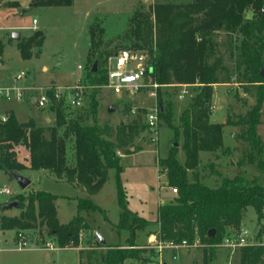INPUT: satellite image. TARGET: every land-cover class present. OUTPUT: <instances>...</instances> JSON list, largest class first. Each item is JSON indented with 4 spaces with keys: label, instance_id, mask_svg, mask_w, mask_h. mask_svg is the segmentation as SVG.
<instances>
[{
    "label": "trees",
    "instance_id": "trees-1",
    "mask_svg": "<svg viewBox=\"0 0 264 264\" xmlns=\"http://www.w3.org/2000/svg\"><path fill=\"white\" fill-rule=\"evenodd\" d=\"M71 4L72 0H32L29 6L62 7ZM246 10L251 12V18L243 17ZM163 14L168 15L167 21L165 25L158 26L156 32L153 19L159 22ZM218 31H224L230 39L235 36L236 43L233 45L230 42V55L233 51L236 54L235 68L226 66L217 52L213 36ZM94 37V30L90 28L86 53L88 66L84 74L90 83L79 81L90 89L102 80L98 77V68L95 72L91 71L94 61L98 63L101 58ZM124 39L134 42L131 47L122 49L147 53L150 66L146 68L145 81L160 85L156 90L159 122L174 132L173 143L166 157L158 158L156 165L164 176L163 185L176 190L175 198L174 202L158 206L156 228L149 235L155 233L158 240L174 244L183 241L193 244L197 241L205 246L203 261H210L222 239L238 231L242 211L246 207L254 209L258 225L264 219V185L240 173L223 177L218 186L210 187L200 180L198 173L201 153H215L224 148V125L240 126V137L247 144L236 163L237 168L255 165L264 171V159L261 158L264 145L256 130L264 106V79L260 77V68L264 67V0H191L185 6L156 4L150 13L137 9L128 20ZM42 42L39 30L20 38L16 42L20 58L37 57ZM2 51L0 41V58ZM115 52L106 53L102 62L105 64L106 58ZM233 73H238L239 80L236 82L239 84L258 86L255 103L246 116L235 122L227 116L224 123H213L210 121L212 86L230 83ZM103 81L106 83V69ZM173 83L197 87L196 91H193L194 87L189 89L190 101L181 112L177 126L172 123V104L163 101L159 91L161 86ZM95 107L92 96L90 108L94 111ZM48 108L55 119V125L50 129L37 126L32 119L19 122L11 111L5 113L6 122L0 124V171L9 178L26 168L44 169L53 173L55 179L94 195L103 187L108 169L116 170L117 175L121 171L119 150L126 148L128 151L139 129L148 132L144 121L140 124L135 120L129 124L120 123L113 133L108 127H99L95 122L83 125L79 117H68L61 101L53 100ZM179 135L184 156L182 164L177 161V146H174ZM68 143H71L73 150L71 163L66 156ZM19 146L27 149L28 165L16 159L17 151L14 148ZM56 198L44 191L16 195L14 200L17 201L19 214L1 216L0 229H14L16 233H22L44 228L55 239L58 248L77 247L79 234L89 232L91 228L78 213L99 211L105 216L104 211L90 199L77 198V214L61 224L56 216ZM116 202L119 216L115 229L118 233L127 232L125 246H103L99 243L88 250L80 249V264H125L131 259L146 264L140 255L144 249L136 248L135 235L148 222L127 208L126 194L118 178ZM212 230L213 235L209 234ZM258 232L259 235L264 233L261 226ZM256 240L260 242L257 237ZM98 247H105V250L97 252ZM238 264H264V244L240 248Z\"/></svg>",
    "mask_w": 264,
    "mask_h": 264
},
{
    "label": "rangeland",
    "instance_id": "rangeland-1",
    "mask_svg": "<svg viewBox=\"0 0 264 264\" xmlns=\"http://www.w3.org/2000/svg\"><path fill=\"white\" fill-rule=\"evenodd\" d=\"M190 2L191 0H72L70 6L29 7L25 0H21L22 10L17 8L18 4L14 0H4L3 2L0 0V6L11 7L6 14L0 13V37L8 36L10 38V42L3 47L0 76L2 79L10 80L14 75L23 71L25 77L21 80L22 86L35 84L61 87L73 85L77 81L90 83L84 74L85 67L88 66L86 53L89 49V30L93 28L94 40L101 55L100 61L97 63V68L100 71L98 77L102 80L92 89H86L80 108H65V112L70 118L79 117L83 125H91L95 122L99 127H108L112 133L120 123L129 124L135 120L141 124L144 121V112L147 113L154 106L156 99L148 96L149 89L146 88L135 93L128 91L114 93L107 89L103 81L107 58L105 64L102 59L106 53L131 47L134 41L124 39V32L128 27V20L135 10L141 9L150 13L156 4H169L174 7L185 6ZM251 16L250 11L243 12L244 18H251ZM167 18L168 15L163 14L159 22L153 19L156 32L158 26L165 25ZM33 19L36 20L34 26L41 32L43 42L37 57L24 60L20 58L15 46L16 40L12 39V36L17 34L20 39L21 36L34 33L35 31L30 28L33 26ZM213 39L223 63L230 68H235L236 54L233 51V54L230 55L231 44L236 43L235 36L230 39L227 33L218 31L214 34ZM33 51H36L35 48ZM78 66L81 69H78ZM261 70L264 71V67H261ZM238 71L239 73L242 71V66L238 68ZM237 74L233 73L230 83L212 86L211 122L224 123L227 116L235 122L246 116L254 105L258 86L239 84L236 82L239 80ZM261 78L264 79V77ZM176 85L178 84L163 85L159 89L163 101L172 104V123L175 126L178 125L179 116L190 101L188 96L182 100L176 98L179 92ZM189 86L190 88L194 87L193 91H196V85ZM92 96L96 102L94 111L90 108ZM9 106L13 108L19 122L32 119L37 126L45 129H50L55 125L54 114L49 111L48 107L39 109L24 101H0V113H3V110ZM109 108H111L110 112ZM222 130L224 148L215 153L203 152L199 155L200 180L207 186L216 187L223 177H233L235 174L241 173L245 178L255 179L259 184L264 185V171H260L257 166L246 165L237 168L236 163L240 154L247 146L240 137L241 127L224 125ZM256 130L262 145H264V106L261 108L259 125ZM150 135L145 129H139L134 134L128 151L126 148L119 150L118 155H123L119 158L121 171L117 175L116 170L108 169L103 187L94 195H88L65 181L55 179L53 173L44 169L30 170L26 168L19 172L30 180V184L25 189H21L16 181L0 171V187H9L11 191V195H0V217L17 216L19 209L17 207L7 208V205L14 201L16 195L25 196L35 191H44L57 196L55 201L56 216L61 224L67 223L77 214V198L90 199L105 214L104 216L99 211L78 213L91 228L89 232L79 234V243L77 247H74L75 249L58 248L55 239L49 236L44 228H41L23 231L22 234L27 243L25 247L18 250L14 244L16 239L13 238L16 235V230H1L3 251L0 254V264H80L78 250H88L92 245H96L95 233L103 238L105 245L125 246L127 232L118 233L115 229L119 216L116 202L117 178L126 194L127 208L148 222L145 228L136 231V248L144 249L140 255L146 264L156 261L157 257L146 242L150 234L149 231L156 226L158 206L174 202L175 198V193L171 191V188L163 185L164 176L156 164L158 158L166 157L173 143L174 132L159 122L156 141H150ZM181 141V135H179L176 142V158L182 164L184 156L181 150ZM14 150L17 151V161L28 165L27 149L19 146ZM66 156L68 162L71 163L73 160L71 143H68L66 147ZM261 158L264 159V150H262ZM241 226L255 238L257 237L260 242H264V233L259 235L258 232L260 226L264 231V219L258 225L252 207H246L242 211L239 229ZM49 241L55 246L53 249L44 248ZM204 248L205 246L199 243L196 247L165 250L161 259L165 264H238L239 251L231 253L223 248H217L214 257L210 261L204 262ZM104 250L105 247H98L96 251L103 252ZM125 264L142 263L131 259L127 260Z\"/></svg>",
    "mask_w": 264,
    "mask_h": 264
},
{
    "label": "built area",
    "instance_id": "built-area-1",
    "mask_svg": "<svg viewBox=\"0 0 264 264\" xmlns=\"http://www.w3.org/2000/svg\"><path fill=\"white\" fill-rule=\"evenodd\" d=\"M35 24V20H33ZM150 66L149 57L146 52L135 49H120L107 57L106 61V83L105 87L114 93H121L123 91L137 92L141 89H149L148 96L156 99V90L160 85L145 81L146 68ZM81 69L80 66L77 67ZM25 77V73L20 71L14 75L10 80L2 79L0 76V101L3 102H27L41 109L49 107L52 101L63 102L68 109H78L82 106L84 93L87 88L79 81L73 85L67 86H38L31 84L30 86H22L21 80ZM179 89L177 99L182 100L185 96H190V86L187 84L176 85ZM6 122V115L0 113V124ZM144 122L147 124L148 132L151 134L150 141H156L158 134V106L155 102L146 115L144 116ZM173 193L176 190L171 188ZM0 195H11L9 187H0ZM16 239L15 245L18 250L26 246L27 240H25L22 233H16L13 236ZM148 247L154 252L157 257L156 261L147 264H165L162 261V254L165 250H174L179 248L196 247L198 242L193 244H187L183 241L181 244H174L172 242H163L157 239V235L153 233L148 236ZM264 244L256 240L254 235H251L246 228L241 227L238 231L225 236L222 241L216 246L217 248H223L233 253L239 251L244 246H250L255 244ZM55 246L51 241L45 244L46 249H53ZM3 251L2 248V236L0 229V254Z\"/></svg>",
    "mask_w": 264,
    "mask_h": 264
},
{
    "label": "water",
    "instance_id": "water-1",
    "mask_svg": "<svg viewBox=\"0 0 264 264\" xmlns=\"http://www.w3.org/2000/svg\"><path fill=\"white\" fill-rule=\"evenodd\" d=\"M12 39H15V40H18L19 39V36L17 34H13L12 36ZM97 69V62L94 61L93 63V66H92V69L91 71L92 72H95ZM260 77H264V71H260ZM108 111L110 112L111 111V108L108 109ZM174 146H177L176 143H174ZM12 179L14 181H16L17 185L21 188V189H25L29 184H30V180L24 176H22L21 174L19 173H13L11 175ZM17 206V201H12L11 203H9L7 205V208H11V207H16ZM214 231H209V234L213 235ZM95 236H96V239H97V242L96 244H102V245H105V242L103 240V238L98 234V233H95Z\"/></svg>",
    "mask_w": 264,
    "mask_h": 264
},
{
    "label": "crops",
    "instance_id": "crops-1",
    "mask_svg": "<svg viewBox=\"0 0 264 264\" xmlns=\"http://www.w3.org/2000/svg\"><path fill=\"white\" fill-rule=\"evenodd\" d=\"M4 0H1V2H3ZM14 1H16L17 2V4H18V7L17 8H19V9H22L23 10V6H22V3H20L21 2V0H14ZM32 0H25V3H26V5L27 6H29V4H30V2H31ZM1 4V3H0ZM30 7V6H29ZM11 7H8V6H0V13H7V11L10 9ZM33 20H35V19H33ZM33 20H32V25L33 26H31L30 28L33 30V31H36V29H35V26H34V24H33ZM35 24H36V20H35ZM13 33V32H12ZM33 33V32H32ZM32 33H30L29 35H24V36H21V38L22 37H28V36H30ZM0 41L2 42V44H3V47H4V45L6 44V43H9L10 42V38L8 37V36H6V37H0ZM16 42H17V40H16ZM16 46V45H15ZM34 57V56H33ZM0 61L2 62L3 60H2V56H1V58H0ZM0 62V63H1ZM43 70H45V67H43ZM6 80H8V79H6ZM7 111H11L13 114H14V116H15V113H14V110H13V108L12 107H7V108H5L4 110H3V113L5 114ZM15 118H16V116H15ZM17 119V118H16ZM18 121V120H17ZM222 141H223V130H222ZM123 156V155H122ZM122 156H119V158L120 157H122ZM157 167V166H156ZM55 178V177H54ZM63 181V180H62ZM72 186V185H71ZM73 187V186H72ZM75 188V187H74ZM77 189V188H76ZM78 190H80V189H78ZM80 191H82V190H80ZM84 192V191H83ZM242 227V226H241ZM156 228V227H155ZM155 228H153L152 230H154ZM152 230H150V231H152ZM149 231V232H150ZM152 235V234H151ZM148 239V238H147ZM147 242V241H146ZM112 245H115V244H112ZM75 249V248H74ZM76 250H78V249H76Z\"/></svg>",
    "mask_w": 264,
    "mask_h": 264
}]
</instances>
